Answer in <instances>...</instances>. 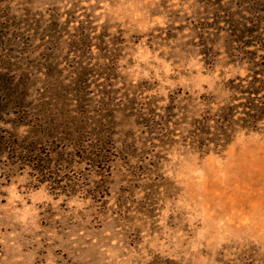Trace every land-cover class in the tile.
Listing matches in <instances>:
<instances>
[{
  "label": "rangeland",
  "instance_id": "obj_1",
  "mask_svg": "<svg viewBox=\"0 0 264 264\" xmlns=\"http://www.w3.org/2000/svg\"><path fill=\"white\" fill-rule=\"evenodd\" d=\"M247 11L0 0V264H264V116L228 118L264 61Z\"/></svg>",
  "mask_w": 264,
  "mask_h": 264
},
{
  "label": "trees",
  "instance_id": "obj_2",
  "mask_svg": "<svg viewBox=\"0 0 264 264\" xmlns=\"http://www.w3.org/2000/svg\"><path fill=\"white\" fill-rule=\"evenodd\" d=\"M243 1L245 2L249 10V12L248 11L247 12L250 13L251 15V17H249V21L247 24L251 26L253 32L257 33V36H258L257 40L262 41L261 39H264V37L262 38L260 36L263 33L262 30L264 28V22H263L264 15H262L264 13V0H243ZM261 27H263L262 30H261ZM255 64L257 66L256 75L258 76V78H255L253 81L249 82L248 89L247 91H245L246 95L244 97V103H243L242 109L234 108L233 110L230 111L228 118L231 121L232 125L238 124L239 121H243V120L258 121L262 119L264 116V98H263L264 97V61L257 62ZM7 79H8L7 86L9 88L10 86L14 88H18V85L12 82V79L14 80L13 76L12 77L10 76V78L8 77ZM240 100L243 101L242 98ZM36 107L37 106H34L32 109H29V107H27L23 109L21 112L17 111V112H11V113L22 114L21 118L23 121L21 124L23 126H27L28 124H30L31 118H36L39 115V113L33 110V109L36 110ZM45 110H41V111L39 110L40 114H42L43 116L44 115L47 116V118L49 119L48 122L51 123V127H49V129L54 130L55 134H65L66 132L64 130H61L60 127H57V125H60V124H57L56 121H58L60 117L75 119L73 122L75 128L76 127L78 128V126L81 128L84 127L82 125L83 120L81 119V117L78 116L77 118L75 114L69 113L65 115L64 113L62 114L58 109L56 110L47 109L46 111ZM42 124L43 123H41L40 125ZM220 125L221 127L226 126L222 122L220 123ZM76 132L78 131L74 130L75 134ZM225 134L228 135V133H225ZM77 136L78 135H76V138ZM24 137H23V140L25 139V142L27 143L26 152L29 157V162H32V163L33 162L37 163L40 159H47L49 162H51L56 152L59 153L61 151L62 153V151L64 150V149H61L59 151L57 149H51V150L49 149L48 152H46L45 156L41 158V151L39 150V147L43 142L42 139H38V138L31 139V138H24ZM79 150L77 152H80ZM83 150L84 151L87 150L89 152V157H88L89 161H94L93 158L98 156L94 154L95 152L93 151L92 147H91V151H89L87 148ZM75 152L73 151V153H71L73 158L76 156ZM213 152H216V149L213 150Z\"/></svg>",
  "mask_w": 264,
  "mask_h": 264
}]
</instances>
